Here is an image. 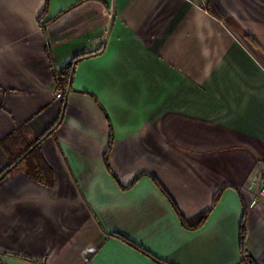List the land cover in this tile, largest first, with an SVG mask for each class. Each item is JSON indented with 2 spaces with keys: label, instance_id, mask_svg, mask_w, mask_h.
<instances>
[{
  "label": "crops",
  "instance_id": "obj_1",
  "mask_svg": "<svg viewBox=\"0 0 264 264\" xmlns=\"http://www.w3.org/2000/svg\"><path fill=\"white\" fill-rule=\"evenodd\" d=\"M263 170L264 0H0V264H264Z\"/></svg>",
  "mask_w": 264,
  "mask_h": 264
},
{
  "label": "trees",
  "instance_id": "obj_2",
  "mask_svg": "<svg viewBox=\"0 0 264 264\" xmlns=\"http://www.w3.org/2000/svg\"><path fill=\"white\" fill-rule=\"evenodd\" d=\"M39 20H41V17L39 18ZM43 25H44V23L41 24V26H43ZM49 57L51 59L50 54H49ZM74 62H75V60H73L68 66H66L60 73L53 72L54 81L56 83V86L59 89H64V88H67L69 86L70 81H71V76L73 73L72 67H73ZM42 137H43V135L41 137L37 138L32 143L27 144V145L19 144V143H21V141H22L21 140L17 144V146H15V147H14L13 143L17 142L18 140L9 141V139H8V140L4 141V143H2V144H4L5 148L7 149L8 154H9L8 156L10 158V164L6 168V170H8L12 166H14V164L16 162H18L19 164L25 163L27 174L32 180H37V181L43 180L44 182H45V180H49L51 172L48 169H45L43 167V164L41 161V156L39 155V146L37 145V143L39 142V140ZM35 145H37V146H35ZM10 149L12 150V152L9 151ZM6 170H4V172ZM47 183L49 184V182H47ZM216 200H217V196L215 197L212 206L209 209H207L206 211H204L203 213H201L200 215H198L196 218L188 220V221L181 218L182 225L184 227H186L187 229H190V230H196V229L200 228L203 225L204 221L206 220V217H207L208 213L210 212L211 208L214 206ZM245 235H246L245 230L242 226L240 228V239H239V247H240V253L242 256V260L245 264H255L251 260V258L249 256H247V254L245 252V249H244ZM121 239L124 242L128 243L129 245H133L128 240H126L122 237H121ZM138 249L141 250L140 248H138ZM141 251L148 255V253L144 252L143 250H141Z\"/></svg>",
  "mask_w": 264,
  "mask_h": 264
},
{
  "label": "built area",
  "instance_id": "obj_3",
  "mask_svg": "<svg viewBox=\"0 0 264 264\" xmlns=\"http://www.w3.org/2000/svg\"><path fill=\"white\" fill-rule=\"evenodd\" d=\"M54 96L57 99H61L63 97V93L59 90H56L54 92ZM258 190L256 192V198H254V201L252 202V206H254L263 196H264V170L260 174L259 180H258Z\"/></svg>",
  "mask_w": 264,
  "mask_h": 264
},
{
  "label": "rangeland",
  "instance_id": "obj_4",
  "mask_svg": "<svg viewBox=\"0 0 264 264\" xmlns=\"http://www.w3.org/2000/svg\"><path fill=\"white\" fill-rule=\"evenodd\" d=\"M212 14H214L215 16H218V17H220L219 15H217V13H214L213 11L211 12ZM69 87V86H68ZM68 87L67 88H64V89H59V88H57L56 90H59V91H61L62 93H63V97L61 98V99H63L64 98V95L67 93V91H68ZM55 90V91H56ZM54 91V92H55ZM18 162H16L15 164H17ZM14 164V165H15ZM19 164V163H18ZM17 164V165H18ZM8 172H6L5 174H7Z\"/></svg>",
  "mask_w": 264,
  "mask_h": 264
}]
</instances>
